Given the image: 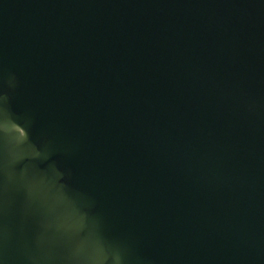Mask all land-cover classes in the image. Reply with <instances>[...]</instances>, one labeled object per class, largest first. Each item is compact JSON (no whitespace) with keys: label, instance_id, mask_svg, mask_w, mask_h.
Returning <instances> with one entry per match:
<instances>
[{"label":"water","instance_id":"1","mask_svg":"<svg viewBox=\"0 0 264 264\" xmlns=\"http://www.w3.org/2000/svg\"><path fill=\"white\" fill-rule=\"evenodd\" d=\"M0 264H264V0H0Z\"/></svg>","mask_w":264,"mask_h":264}]
</instances>
